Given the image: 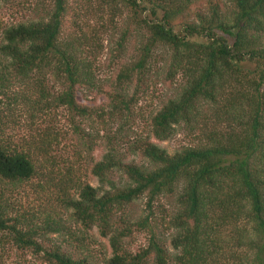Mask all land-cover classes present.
I'll use <instances>...</instances> for the list:
<instances>
[{
    "label": "trees",
    "instance_id": "trees-1",
    "mask_svg": "<svg viewBox=\"0 0 264 264\" xmlns=\"http://www.w3.org/2000/svg\"><path fill=\"white\" fill-rule=\"evenodd\" d=\"M198 1L107 0L127 7L135 19L142 15L138 25L146 42L138 62L118 74L107 102L92 108L77 104L74 94L95 86L88 49L96 36L66 33L67 0H53L39 21L0 24V96L9 84L26 79L39 94L33 102L39 109L65 106L82 119L93 113L107 148L91 168L101 191L77 177L63 178L58 168L47 174L44 167L38 170L34 147L40 144L37 155L47 163L56 142L51 131L42 130L39 142L31 138L20 148L0 139V185L35 183L53 192L62 210L71 212L72 223L84 232L97 228L108 239L111 254L103 264H264V0H227L232 5L227 13L218 1L207 0V13L178 24ZM156 46L170 52L166 78L184 75L185 81L175 98L149 116L147 134L130 141L112 129L118 120L122 126L134 121L137 96L136 91L129 95L128 87L133 77L142 81L140 70ZM46 78L63 88L53 98ZM72 123L75 132L80 130ZM178 127L197 131L192 144L168 154L151 141L169 139ZM83 139L89 149L97 142L89 134ZM119 142L148 166L125 162L115 147ZM110 173L119 174L120 181L108 180ZM141 198L144 214L133 219L128 207ZM164 198H174L175 209L167 210L160 203ZM9 210L0 206V244L29 252L42 264H95L89 252L74 251L76 233L57 212L43 210L25 223L10 217ZM134 232L147 236L137 252L124 242ZM48 234H56L60 243L44 246ZM2 253L0 264H6Z\"/></svg>",
    "mask_w": 264,
    "mask_h": 264
},
{
    "label": "rangeland",
    "instance_id": "rangeland-1",
    "mask_svg": "<svg viewBox=\"0 0 264 264\" xmlns=\"http://www.w3.org/2000/svg\"><path fill=\"white\" fill-rule=\"evenodd\" d=\"M213 1H218L222 12L227 13L232 10V5L227 0ZM52 4L53 0H0V24L10 26L21 22L39 21L45 18ZM205 13H207V0H199L179 16L177 23L196 22L197 15ZM141 16L138 14L135 19L127 7L108 4L107 0H67L66 33L78 34V30H81L85 34L95 32L94 36H96L94 48L88 49L95 86L89 88L82 86L76 89L74 100L77 104L87 108L102 106L107 102V94L116 87L118 74L123 67L138 62L146 42L145 30L141 24L138 25ZM158 16L161 17V13ZM169 56L170 52L163 46L152 48L150 58L144 61V69L140 70L142 81L138 84L133 77L129 84V95L136 91L137 103L134 107L136 116L134 121H130L125 126H122V120H118L112 129L114 132L119 129L120 134L125 136L124 139L130 138L131 141L135 137L146 135L149 116L180 92L185 76L176 75L172 79L166 78ZM45 81L48 83L46 87L50 97H55L63 90L55 79L46 78ZM34 89L35 87L31 86L28 80L23 79L9 84L6 93L0 96V139L8 141L10 146L20 148L25 147L31 138L39 142L36 135L41 139L42 130L51 131L56 136V142L49 149L51 159L48 158L47 163H45L46 157L39 158L37 155L40 144L34 147L36 155L33 159L38 170L44 167L42 172L47 174L50 171L55 172L58 168L63 178L77 177L102 191V183L91 173L93 164L101 161L107 151L106 140H102V126L99 120L93 113L90 118L82 119L65 106L54 108L47 105V108L39 109L33 104L39 96ZM72 119L75 121V126H79V129L84 131V136L89 134L97 138L92 148L82 145L85 141L84 136L80 134V130L74 131ZM195 133L198 134L197 131ZM195 133L178 127L169 139L159 141L152 138L151 141L168 154H173L192 144L196 137ZM115 147L125 162L148 166L147 161L133 153L127 143L119 142ZM41 176L36 179L42 184ZM107 178L114 183L120 181V175L117 173H110ZM36 179L34 178L33 181L37 182ZM0 187L2 190L0 206L13 208L12 211H6L10 217L16 216L28 223L29 217L32 215L40 217L43 210L49 215L57 212L62 221L76 233L77 242L73 243L76 247L74 251L82 254L89 252L95 264H103L104 257L110 256L108 239L103 238L97 228L84 232L78 224L72 223L71 212L62 210L53 192H44L35 183L1 184ZM103 188L105 190L108 186L104 184ZM144 202L145 199L141 198L128 207L133 219L144 214ZM160 203L167 210L175 209L174 198H164ZM32 222L36 223L34 220ZM169 235L170 232L167 236ZM124 242L131 252H137L146 245L147 236L134 232ZM43 243L44 246L60 243V238L56 234H48ZM167 249L171 250L168 241ZM0 252H3V260L6 264L15 262L42 264L34 255L18 251L9 243H1Z\"/></svg>",
    "mask_w": 264,
    "mask_h": 264
}]
</instances>
